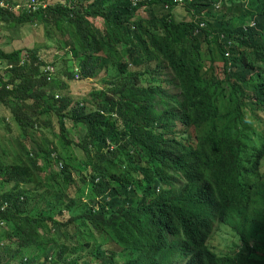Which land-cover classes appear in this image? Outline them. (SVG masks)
<instances>
[{
  "label": "trees",
  "instance_id": "16d2710c",
  "mask_svg": "<svg viewBox=\"0 0 264 264\" xmlns=\"http://www.w3.org/2000/svg\"><path fill=\"white\" fill-rule=\"evenodd\" d=\"M26 1L0 0V37L38 24L63 57L0 46V264H264V19L248 25L245 7L263 16L264 0H184L180 20L172 0L148 1L147 18L134 0H33L18 13ZM76 77L104 87L79 99ZM67 124L83 127L78 141ZM186 149L213 158L181 214L150 195ZM212 219L236 237L225 252L199 233Z\"/></svg>",
  "mask_w": 264,
  "mask_h": 264
},
{
  "label": "clouds",
  "instance_id": "9594fccd",
  "mask_svg": "<svg viewBox=\"0 0 264 264\" xmlns=\"http://www.w3.org/2000/svg\"><path fill=\"white\" fill-rule=\"evenodd\" d=\"M32 1L33 0H27L24 3L16 4L15 10H17L18 13L24 12L25 10H27L26 8H24V5L26 3H29V2L32 3ZM148 1H150V0H143V1L142 0H134L135 5H138L137 11H136L138 16L144 17V18L149 17L148 13L146 11ZM184 3H185L184 0H172L173 9H175V10L177 8L183 9ZM43 5H41V6L45 7V4H43ZM17 6H19V7H17ZM164 6H165V8L168 7L167 4H165ZM245 7H246V9H248V11L250 12V16H251L248 19L249 21L247 20L248 25L252 26L253 24L256 23L257 20H263L264 19V15L258 16L256 14V6H253V4H246ZM220 8H221L220 4H216L214 7L215 11H218ZM191 13H192V11H191ZM142 14H144V15L142 16ZM191 18H192V16H191ZM201 25H203V23ZM263 37H264V33H263ZM74 70L76 71L77 68L75 67ZM89 79L92 80V78H87L84 80H89ZM75 80L80 81V79L78 77H76V79H74V81ZM95 86H97L99 88L104 87L103 84L99 81H97ZM166 88L169 90L172 89V87L170 85H167ZM87 98H90V95ZM259 113L262 115L261 112H259ZM262 117L264 118V115H262ZM256 121H257V119H256ZM176 124L180 129L185 128L186 133L189 132V128L183 126L180 122L176 121ZM257 125H258V130H259L258 133L261 134L260 129L262 131H264V124L259 125L257 122ZM70 126H71V124H70ZM74 126H76V125H74ZM254 127H255V125H254ZM83 131H84V129H83ZM260 137L262 138V141H264V138L262 137V135H260ZM105 146H107V145L105 144ZM207 158H213V157L209 156L208 153H204V152H201V151L196 150V149H193V151L189 150V149L174 150L173 153L169 156V164L166 165L162 169L161 176H160V178H158V179H160V183L155 188H151L153 190V194L150 195V198H151L150 201L152 202L154 197H156V196H161L162 197L160 199L161 202H168V203L171 202V203L176 205V207H177L176 212L181 213V214H186L187 207L185 206V200L189 196V194L195 190L194 189L195 185L193 184V181L195 180L197 182L198 180H201L204 178V169H203V167L199 166V163H201V161H202V165H203L204 160ZM76 160H78V159L76 158ZM219 160H221V159H219ZM263 160L264 159H262V162H263ZM261 167H262V165H261ZM261 170H262V168H261ZM184 195L186 196V198H184ZM217 224H218V222L213 220V224H212L213 231L210 233L208 231L198 227L199 233L201 235L204 233L209 234L208 240H210L211 236L214 232L215 226ZM2 228L4 231L6 226H5V223L3 221H0V230ZM3 231H0V245H4V242H6V240L3 238V236H1V233ZM168 236H169V234H168V229H167V233L164 236L163 240H167L169 238ZM208 240L206 241V243L209 244V246L213 249V247L210 245ZM213 251H215V250L213 249ZM172 258H173V255L170 259H172ZM179 263H180L179 260L174 262V264H179Z\"/></svg>",
  "mask_w": 264,
  "mask_h": 264
},
{
  "label": "rangeland",
  "instance_id": "374dc122",
  "mask_svg": "<svg viewBox=\"0 0 264 264\" xmlns=\"http://www.w3.org/2000/svg\"><path fill=\"white\" fill-rule=\"evenodd\" d=\"M185 13H183V9L181 8H177L176 10H174V17L177 20L180 19H184ZM144 14H142L143 16ZM186 15V14H185ZM186 18H189V16H187ZM19 36L18 38H14L15 40H12V38L16 35L13 34L11 31H7V32H3L2 36L0 37V46L6 50V51H10L13 46H19V47H29V46H40V53L39 55L45 57V58H54V59H59L61 60L63 57V54L61 51L56 49V43L53 42L54 37L52 36H47L45 38V34H44V29L42 27H40V25H31V24H26L24 26H22L20 28V30L18 31ZM12 37V38H11ZM58 56V58H56ZM57 70L56 72H61L63 71V67L60 66V64H57ZM97 83V81H92L91 79L89 80H82V81H77V80H73L70 81L68 83L69 88L67 90V92L72 95L75 96L79 99L81 98H85L88 97L90 95V90L93 86H95ZM2 115L7 116V120L10 121L9 116H8V112L6 109H4V107L0 106V118ZM1 123V121H0ZM70 127V128H69ZM67 128H68V138L73 140V141H77L78 139L81 138V136L83 135V127L82 126H70V124H67ZM46 132V136L49 137L50 139H52L51 137V133L47 132V130H44ZM5 136V137H4ZM7 135H5V131L3 130V125L0 124V139H4L6 138ZM54 141L59 145V149L60 151H66V149H68V147L66 145H63V140L61 138L55 137ZM41 142V141H40ZM74 165L75 167L77 166V162L74 161ZM262 170L264 171V160L262 162ZM3 231V228L0 230ZM12 233L14 234V230L12 231ZM14 238V237H13ZM235 235L231 234L227 228L223 225H216L214 232L211 236V239L208 240V242L210 243V245L213 247V249L217 252V253H221V252H225L226 250L229 249V244L231 241H235ZM38 241L42 244V246L45 245V242L42 238H39ZM31 254H35L40 256V254L37 252H30Z\"/></svg>",
  "mask_w": 264,
  "mask_h": 264
},
{
  "label": "built area",
  "instance_id": "2783aa9c",
  "mask_svg": "<svg viewBox=\"0 0 264 264\" xmlns=\"http://www.w3.org/2000/svg\"><path fill=\"white\" fill-rule=\"evenodd\" d=\"M2 3L0 2V5H1ZM33 5H34V2L32 1V3L31 2H29V3H26L25 5H24V8H26V9H29V8H32V9H35L34 7H33ZM44 6V5H43ZM17 7H19V6H17Z\"/></svg>",
  "mask_w": 264,
  "mask_h": 264
}]
</instances>
